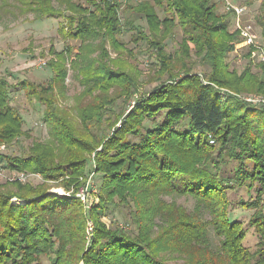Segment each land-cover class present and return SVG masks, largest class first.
<instances>
[{
  "label": "trees",
  "instance_id": "1",
  "mask_svg": "<svg viewBox=\"0 0 264 264\" xmlns=\"http://www.w3.org/2000/svg\"><path fill=\"white\" fill-rule=\"evenodd\" d=\"M17 1L36 19H59L66 45L61 52L49 50L55 60L46 63L53 73L47 83L22 80L9 86L0 78V145L27 135L9 88L43 106L49 131V139L33 142L24 156L0 154L2 168L38 174L43 181L15 182V191L0 189V264H39L43 256L50 264H264V104L237 97L242 91L264 100V67L252 75V91L232 82L230 77L237 76L228 72L225 60L241 40L236 29L229 31L232 14H220L213 0ZM62 2L65 8L59 11ZM132 10L145 19L147 34L133 26L135 20L123 21L121 14ZM259 12L256 24L264 31V0ZM125 23L135 30L130 43L155 49L167 78L141 94L128 77L125 110L114 114V99L107 101L110 80L127 74L105 63V46L125 49L119 39ZM175 27L182 33L184 56L191 45L209 74L193 73L180 55H167L165 45L155 40ZM73 40L80 46L70 68L88 96L104 91L78 110L77 123L56 101L65 90L72 54L67 43ZM175 64L180 66L176 73ZM244 76L252 77L242 73L237 78ZM91 173L101 176V184L98 204L87 210L74 195H57L46 185L53 181L65 192L70 186L78 192L86 184L79 179ZM241 188L255 195L238 203L253 211L248 221L258 237L253 252L243 245L242 223L229 219L228 192ZM165 196L190 197L194 208L166 202ZM117 208L130 210L135 233L102 221Z\"/></svg>",
  "mask_w": 264,
  "mask_h": 264
},
{
  "label": "rangeland",
  "instance_id": "2",
  "mask_svg": "<svg viewBox=\"0 0 264 264\" xmlns=\"http://www.w3.org/2000/svg\"><path fill=\"white\" fill-rule=\"evenodd\" d=\"M80 4H83L85 0H74ZM80 1V2H79ZM118 3L125 5H133L135 2L143 0H116ZM218 2V12L225 14L223 3L225 0H213ZM234 5H242L248 8V13L243 16L245 23L250 22L252 25L253 33L256 36V42L258 46L262 48L264 52V31L256 24V18L260 14V0H228ZM246 2L245 4H243ZM2 5V6H1ZM59 11L65 8L63 2L59 5ZM54 7L57 4L54 2ZM66 11V10H64ZM158 15L162 17L161 10H158ZM124 20H135L133 26H139L146 34L148 33V27L145 19L139 15H135L132 11H126L121 14ZM59 19H36L33 13H23L17 0H0V78L5 79L9 86H14L22 80H28L35 84L47 83L53 73L48 69L46 63L50 60H55L54 56L51 55L50 49H54L56 52H61L65 47L62 36L58 32ZM127 23V22H126ZM123 28L122 35L119 37L120 41L125 45V49L113 48L111 45L106 44V58L105 63L114 72H121L127 74L126 78L120 76L110 80L113 83L112 88L107 92V101H114V114H120L124 111L126 104V97L124 96L123 88L127 83L128 77L137 85V90L141 94L150 91L152 88L157 86L160 81L167 78V74L162 75L164 72L163 67L159 65L157 58L155 57V49L149 46L145 42L130 43L133 36H135V30L130 25ZM162 29V27H161ZM235 27L230 24L229 31L233 32ZM161 31V30H160ZM239 33V31H237ZM240 36V34H239ZM237 43L234 45V53H231L225 63L227 64L228 72L241 76L242 73L252 75H260L262 68L264 67L263 62H259L256 59L255 53L257 52L252 46H242V37L240 36ZM181 39L182 33L179 28H172L171 31L160 33V36H156L155 40L165 45V52L167 55L176 56L180 55L181 60L188 63L193 73L202 76L209 72L207 65L203 63L196 53L192 52L191 45H188L189 56H184V52L181 50ZM255 42V43H256ZM68 46L72 50L71 58L66 66L67 76L64 81L65 90L64 93H60L56 97L57 104L68 114L69 118L77 123L78 110L84 106L91 104L98 97H101L103 92L94 91L90 96L84 91L83 86L80 84L79 79L75 76V72L70 68V62L74 59L80 46L77 40L69 41ZM93 45L96 43L93 42ZM181 44V45H180ZM173 72L176 73L180 70L178 64L173 65ZM209 74V73H208ZM237 77H230L234 85L239 88H246L250 91L254 87L253 81L255 77H250L249 80L244 76V79H238ZM238 83V85H237ZM96 89V88H95ZM10 90V103L23 119V130L26 132V136L20 137L13 141L10 145L1 144L0 154L7 156H24L27 154L28 149L31 147L33 142H46L49 139V131L45 123L42 121L43 117V106L34 100H28L24 93L21 91ZM94 90V89H92ZM231 91V90H230ZM238 92L237 97L244 100V98L253 97L261 99L259 95L254 93ZM234 93V92H233ZM97 96V97H95ZM132 103H130L131 105ZM77 110V113H76ZM112 114V116L114 115ZM3 147V148H1ZM94 155L91 156V160ZM88 165L92 168L93 163L89 162ZM0 189H11L15 191V184L23 185H37L42 183V179L34 177L31 174L26 182H11L10 178L12 173H20L18 171H12L2 168L3 162H0ZM22 173V172H21ZM30 174V172L26 173ZM90 179V181H89ZM90 182L88 190V202L84 203L76 197L78 192H74L73 186L69 187L68 192L64 195H74L75 199H78L83 205L84 209L87 210L93 206H96L99 202L98 190L101 184V176H94L93 173L87 175V178H80L78 182ZM46 182V181H45ZM15 183V184H14ZM46 185L50 188L62 189L63 187L57 185L56 182L48 181ZM86 185V184H85ZM12 186V187H11ZM59 187V188H58ZM62 187V188H61ZM85 187V186H84ZM57 194V193H55ZM228 198L231 203L229 211V219L231 221L237 220L242 223L246 231V236L243 241V245L251 252L256 249L258 242L257 234L254 229L248 226V221L253 214L252 210L242 208L238 205L239 202L253 201L255 198L253 191H247L244 188L231 190L228 192ZM166 202H175L177 205L185 207L188 211H192L195 202L190 197L184 196H165L163 198ZM264 199V197H263ZM14 204L18 203L16 199H12ZM22 204V203H21ZM88 207H87V206ZM113 211V210H112ZM111 211V212H112ZM127 213V215H126ZM102 221L110 227H118L128 233H135V227L131 223L130 210L126 208H117V211L110 213L108 216L103 217ZM90 222H87V232H92L88 227ZM90 234H87L86 238L89 239ZM212 240H214L212 238ZM39 264H50L47 257L43 256L40 258Z\"/></svg>",
  "mask_w": 264,
  "mask_h": 264
},
{
  "label": "built area",
  "instance_id": "3",
  "mask_svg": "<svg viewBox=\"0 0 264 264\" xmlns=\"http://www.w3.org/2000/svg\"><path fill=\"white\" fill-rule=\"evenodd\" d=\"M224 10L225 12L232 14L233 26L235 27L237 31H239V34L242 37V46L249 45V46H252L254 49H256L257 50V52L255 53L256 59L259 62L264 63V52L262 51V48L258 46L256 42V36L253 33L252 25L250 24V22L245 23V21L243 20V16H245L248 13V8L242 5H234L230 3L228 0H225ZM244 101L248 103H252V104H258V103L264 104V100L262 98L259 100L257 98L248 97V98H244ZM209 140H210V144H213V140L211 138H209ZM0 170H1V166H0ZM30 175L31 174H26L23 172L22 173H12L10 181L24 183L27 181ZM33 176L40 178L38 174H35ZM89 181L86 182L85 187L81 188L80 191L76 194V197L79 198L84 203L88 202V190L91 184ZM50 192L57 193V195H60V196L65 194L63 189L53 188L50 190ZM88 205H91L90 201L88 202ZM88 227L90 228V231H91V224H88ZM87 234H90V232H87Z\"/></svg>",
  "mask_w": 264,
  "mask_h": 264
}]
</instances>
